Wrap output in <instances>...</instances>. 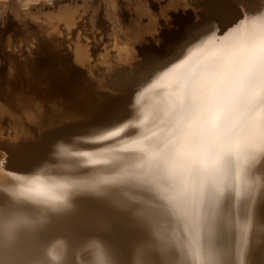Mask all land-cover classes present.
Returning a JSON list of instances; mask_svg holds the SVG:
<instances>
[{
	"label": "rangeland",
	"instance_id": "rangeland-1",
	"mask_svg": "<svg viewBox=\"0 0 264 264\" xmlns=\"http://www.w3.org/2000/svg\"><path fill=\"white\" fill-rule=\"evenodd\" d=\"M55 1L11 0L0 6V104H5L3 101L8 102L15 92L31 93L26 81L16 82L8 92L3 93L4 89H8L7 87L13 84L11 83L13 80H5L7 76L9 77L10 66L4 55L7 52L14 53L17 59L23 61L30 54L25 41L30 40V33H32L30 29L36 27L38 21L34 22L35 17L30 14L33 17L31 18L29 13L33 11L36 13L37 9L40 12L46 9L55 12L58 10L53 7ZM92 1L95 0L89 2L87 0L86 8H89L90 12H86L90 16L88 15L89 23L84 24V33L97 35L98 31H105L106 37L108 35L111 37L112 34L114 37L116 35L114 18H123L125 13L129 19L133 17L140 20L141 30L140 35L132 36V40H129L130 53L127 54L130 56L125 55L123 60H120L115 55V51L111 50V53L107 55L105 53L99 57L100 67L103 71L107 69L106 72H108L104 82L109 83V87H101L99 92L102 95L108 94L107 97L115 98L119 102L100 119L86 123L85 121L76 122L70 126L55 129L58 137L37 163L49 165L50 158L55 156L57 161L62 160L67 153L64 151L67 150L63 149L61 151L63 154L54 153V148L60 143H63V147L78 153L74 174L67 177L62 175V164H59L61 162L46 171L51 175L52 173L60 175L61 180L57 183V189H60V193L64 192L63 197L59 199L57 194L48 189L47 192L38 191L34 194L17 195L15 198L22 201L30 210H34L37 218L43 217L38 233H45L49 239L55 237L62 246L63 258L52 260L51 264H65V262L86 264L82 250L85 240L89 244L95 243L105 247L113 253L134 251L142 226L135 215L122 210L112 202L121 198L116 192V186L98 184L99 190H111V198L90 190L88 186L118 177L126 169L133 170L142 163L145 149L151 148L152 145L157 148L162 147L167 130L171 126L170 118L161 119L159 122H142L136 126L129 121L116 119L122 117L123 113L128 114L133 110L141 112L148 110L151 99L159 92L156 86L152 87L153 90L147 91L145 85L149 81L155 82L156 85L157 82L163 85L166 74L178 76L190 66L191 73L187 76L189 82L192 83L195 77L199 78V68L196 71L195 68L205 51L209 55L212 53L216 55L206 60L207 67L213 72L210 71L207 75L205 86L201 89L204 100L203 115L197 124L196 131L200 137L201 152L207 158L208 170L215 168L216 176L218 178L223 176L224 179L222 180L223 193L218 201L212 202L211 208L209 193L206 191L203 195L199 218L200 242L205 247L209 242L208 216L211 214L216 226L215 242L227 244L235 252L241 244L242 237L239 230L232 226L235 222L247 217L249 230L243 264H264V148L259 146L260 122L264 118V111H262L264 92L261 91L260 79L261 61L264 58V33L256 30L241 34L235 30L236 22L241 19L242 13L247 17L264 15V0H116V2L115 0H96L97 3ZM117 2L115 10L114 6ZM30 8H32L31 11ZM94 14L97 20L101 18L103 21L101 25L93 19ZM29 20L34 23H29ZM54 22L58 24V20ZM62 23L64 22H59L60 28H64ZM124 27L126 28L125 25ZM28 32L29 37L26 36ZM25 37L28 39L25 40ZM9 44L12 47L18 45L15 47L17 50L15 48L7 50ZM83 45L87 47L83 48L84 51L91 53V47L88 48L86 43ZM19 47L25 50L21 52ZM120 62L122 64L119 65ZM9 82L10 86L7 85ZM143 86L145 88H142ZM130 98L133 99L130 100ZM136 100L139 104H134ZM4 126L0 127V133L7 131L8 128L5 126V129ZM109 133H116V135H109ZM99 136H104L105 139L100 140ZM1 137L0 154H4L8 162L10 153L7 147L9 146L6 145L4 137ZM209 141L215 142L217 152L227 151L228 153L215 164L210 157H207L206 146ZM252 141H255V146L249 147ZM81 153H88V155H80ZM93 161L98 162L93 163ZM37 169L38 166L23 170L0 166V170L5 173L22 178L34 175ZM192 178L194 179L191 180ZM198 183V177H191L189 187ZM11 190H0V194L11 197ZM36 196L38 197L35 198ZM152 203L164 202L152 200ZM166 227L170 232L183 237L188 231V222L179 210L173 209L167 218ZM53 255L55 256L56 253L54 252ZM234 261V264H239V259ZM176 264H185V262L177 257Z\"/></svg>",
	"mask_w": 264,
	"mask_h": 264
},
{
	"label": "snow or ice",
	"instance_id": "snow-or-ice-1",
	"mask_svg": "<svg viewBox=\"0 0 264 264\" xmlns=\"http://www.w3.org/2000/svg\"><path fill=\"white\" fill-rule=\"evenodd\" d=\"M235 30L241 34L256 30L264 33V15L247 17L242 13ZM260 79L261 91L264 92V58L261 61ZM155 86L161 85L157 82ZM164 86L170 89L167 95L174 99L167 109L171 126L162 147L152 145L145 149L142 163L133 170L126 169L118 177L88 186L106 198H111V190H99L98 184L116 186L121 198L112 202L135 215L142 226L136 247L131 253H113L85 240L82 250L86 264H176L177 257L185 264H234V259H239V264H243L249 230L247 217L232 226L239 230L242 237L235 252L231 246L215 242L216 226L211 214L208 216L209 242L206 247L200 242L199 218L203 195L205 191L209 193L211 208L212 202L218 201L223 193L224 177L218 178L215 168L208 170L206 158L200 149L196 127L203 115L204 100L199 81L190 85L187 77L170 75ZM98 139L105 137L99 136ZM248 146L254 147L255 141ZM259 146L264 148V118L260 122ZM206 151L213 164L228 155L227 151L217 152L214 141H209ZM80 155L86 156L88 153ZM191 177H198L199 183L189 187ZM152 200L164 203L153 204ZM173 209L179 210L188 222V231L183 237L166 227ZM42 221L43 217L37 218L34 210L27 208L22 201L0 194V240L4 241L0 242V264H51L52 260L63 258L64 250L57 239H49L45 233H38ZM21 234L27 238L23 247L11 242Z\"/></svg>",
	"mask_w": 264,
	"mask_h": 264
},
{
	"label": "bare ground",
	"instance_id": "bare-ground-1",
	"mask_svg": "<svg viewBox=\"0 0 264 264\" xmlns=\"http://www.w3.org/2000/svg\"><path fill=\"white\" fill-rule=\"evenodd\" d=\"M10 1L11 0H0V6L2 7V5H5L6 3H9ZM89 1L90 0H88V2ZM95 1H92V2H95ZM88 2L87 0H56L54 2L55 6L53 7L58 10L55 12L49 9H46V11H41L43 12L41 13L39 9L36 8L38 12L40 13L38 12L35 13L34 11L29 13V16L31 14L33 17H35L34 22H36V20L38 21V23L36 22L37 24L35 25L36 27H33L32 29H30L32 32L30 33L31 34L30 40L27 38L29 37L30 31L28 32L27 35L25 34L27 36L25 37L26 38L25 40L28 39L27 42L25 41L26 47L27 49H29V53L31 55L28 54V56H26L23 61L17 59L14 53L7 52L4 55L5 60L10 66V70L8 72L9 77L7 76L5 80L7 79L13 80V82H11L13 84L10 86L11 83L10 82L7 83V85L10 87H7L8 89H4L3 93L8 92V90L16 82H21V81L22 82L26 81L27 87L29 90H31V93L23 94L24 92H15L12 94V97L11 99H9L8 102L3 101L5 102V104H2V103L0 104V127L5 125L8 128L7 131L5 132L1 131L2 133H0V136H2L1 138L4 137V139L6 140V145L9 146L7 148L10 153V160L8 162L6 160L7 159L6 156L2 153L0 154V166L5 165V166L10 167L11 169H16V170H23L26 168L34 169L35 166H38L36 173L34 175L31 174L30 176L26 178L11 175V174L5 173L3 170H0V190L6 191V189H12L11 194H10L12 196L10 198L15 199L17 195L19 196L23 194H34L38 191H46L48 189L49 191L57 194L59 199L62 198L63 197L62 195L64 194V192L62 191L60 193V189L59 190L57 189L58 187L57 183H59L61 180L59 178L60 175L59 174L53 175V173L51 175L47 173L46 171H49L50 169H52L51 167H55L57 166L59 162H61L59 164H62L61 166V168L63 169L62 175L67 177L71 174H74L76 171V161L78 160V153L77 152L75 153V151H71V149H67L63 147L62 146L63 143H60L56 148H54L55 149L54 153L55 154L60 153L61 151H63V149L67 150V151H64L67 153L66 154L64 153L65 157L64 158L62 157L63 158L62 160L57 161V158L55 156V157L50 158L51 163L49 165L45 166L44 164L43 165L37 164L43 158V155L45 154V152L51 148V143L55 140V138L58 137L55 129L62 128L64 126L65 127L70 126L72 123H76V122L81 123V121L83 122L85 121L86 123L88 121H94V120L100 119L104 117V115H106L115 104L119 102L118 100H115V98L112 99V98H109L110 96L107 97L108 94H105L106 92H104L105 95H102L99 92V89L101 87H104V88L109 87V83L104 82V79H106L107 77L106 73L108 72H106L107 69L106 70L104 69L105 71H103L102 67H100L99 61H101V59L99 57L100 56L102 57V55H104L105 53L107 55L109 52L111 53L112 51H115V55L120 60H123L122 59L124 58L123 56L125 55L128 56L129 54L127 53L129 52V48H130L129 40H132L131 39L132 36L136 37V35H140L139 34V31L141 30L140 20L133 19V17H131L132 19L131 18L129 19L126 16V13L125 14L121 13L122 15L124 14L125 16L119 19V17L115 16L116 13H113L115 14L114 16L117 17V18H114L113 16L115 23H116L115 25L116 35L114 37H112L113 36L112 33H111L112 34L111 35L112 38H111L110 35L106 37V33L104 30H102L104 32L98 31L99 27L97 24H96L98 27L97 35H91L89 33L88 35L87 33H84L83 31L85 30L84 24L88 22L89 20L88 17L90 16V14H88L89 16L87 15V12L88 13L90 12L88 11L89 8H86V4H88ZM118 2L114 6L115 10L117 9ZM32 8H30V11ZM155 10L157 11V9ZM119 12H117V14ZM32 16L30 17L33 18ZM91 19L92 17L90 18V20ZM93 19L97 20L95 18V14H94ZM30 20H29V23L33 24L34 22L33 23L30 22ZM56 20H58V24H56L57 22L56 23L54 22ZM180 20H182L181 17H180ZM60 21L64 22L62 23L64 25V28L59 27ZM97 21L100 22L99 23L100 25L102 24L101 22H103L101 21V18ZM91 24L93 25V23ZM124 25L126 26V28L124 27ZM134 26L136 27L135 29H134ZM25 32L27 31L25 30ZM132 32L133 34H131ZM91 38H93L94 40L92 41ZM131 42L132 41H130V43ZM83 43L84 44L86 43L88 48L91 47L90 48L91 53L90 52L86 53L84 51L83 48H87V47H83L85 46L83 45ZM15 47H18V45H13L12 47V45L9 44L7 50H10L11 48H15ZM23 49L24 48L22 49L20 48V51L22 52ZM136 49H138V47ZM98 50H101V51L99 52ZM130 50L132 51V49ZM166 53L168 54V52ZM203 53H204V56L198 61V63L196 64V68H195V71L197 70V68H199V78L195 77L192 80V83L199 81V86L201 89L205 86V80H206L207 75L210 73V71L213 72L211 68L207 67L206 60L210 58L212 55L214 56L216 55L213 53L212 55H209V53L206 51ZM166 56L170 57V55H166ZM102 60L104 61L105 59H102ZM121 62L119 63V65L122 64ZM189 73H191V66L183 70V72L180 75L187 77ZM167 75L168 74H166V77L164 78L165 80L163 79L164 81L163 85L155 87L156 89H159V92L156 97L151 99L149 103V108L147 111L141 112L139 110H133L132 112L128 114L123 113L124 115H122V117H118L116 120H124V121L126 120V121L131 122L132 125L136 126L137 124L142 123V122L151 123V122H156V121L159 122L161 119H166V120L169 119L170 117L167 114V109L169 107L170 101L174 98L167 95L170 89L167 86H164L167 84V81L170 78V76H167ZM142 78L144 79V77ZM144 80L146 81V79ZM136 83H138V81ZM192 83L189 82L190 85ZM154 85H156L155 82L149 81L148 84L145 85L146 89H148L147 91H149L150 89L153 90L154 88L152 87H154ZM145 86H143L142 88H145ZM172 90L174 91L175 88H173ZM102 91H104V89ZM132 99L133 98H130V100ZM134 104H139V101L138 100L134 101ZM26 123L30 125V127ZM65 140L66 139H64V141ZM61 154L63 153L61 152ZM193 179L194 178H192L191 180ZM191 183L192 182L190 181V184ZM37 195H39V193ZM37 197L38 196H36L35 198ZM39 198L41 199V197ZM49 199L51 198L49 197Z\"/></svg>",
	"mask_w": 264,
	"mask_h": 264
},
{
	"label": "clouds",
	"instance_id": "clouds-1",
	"mask_svg": "<svg viewBox=\"0 0 264 264\" xmlns=\"http://www.w3.org/2000/svg\"><path fill=\"white\" fill-rule=\"evenodd\" d=\"M0 242L4 241L0 240ZM11 242L16 244L17 246L23 247L27 243V238L21 234L15 237Z\"/></svg>",
	"mask_w": 264,
	"mask_h": 264
}]
</instances>
